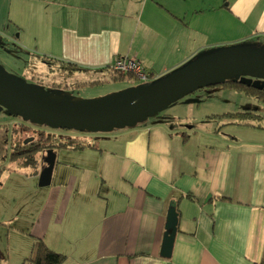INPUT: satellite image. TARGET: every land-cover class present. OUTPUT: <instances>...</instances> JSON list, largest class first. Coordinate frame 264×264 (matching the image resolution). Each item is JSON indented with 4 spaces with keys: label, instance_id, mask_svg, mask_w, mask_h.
Returning a JSON list of instances; mask_svg holds the SVG:
<instances>
[{
    "label": "crops",
    "instance_id": "crops-1",
    "mask_svg": "<svg viewBox=\"0 0 264 264\" xmlns=\"http://www.w3.org/2000/svg\"><path fill=\"white\" fill-rule=\"evenodd\" d=\"M7 4L11 21L21 23L19 39L33 56L73 63L88 73L110 72L117 59L132 56L146 68L150 81H156L208 55L212 47L231 43L244 47L264 39V0H9ZM115 84L121 86L105 98L135 87ZM182 110L158 119L148 117L111 135L123 150L118 157L111 155L117 163L105 162L101 168L104 180L96 196L101 197L106 186L111 195L107 192L96 206L99 211L81 225L71 224L66 216L77 195L76 179L70 185L65 177L72 175L71 170L57 156L53 177L60 164L62 178L37 210L32 236L61 253L60 240L70 242L73 250L64 253L63 264H264V142L194 141L200 131L183 127L193 124L183 120ZM173 201L179 222L173 253L167 258L161 248ZM53 223L59 227L53 229ZM74 231L87 246H75L69 234Z\"/></svg>",
    "mask_w": 264,
    "mask_h": 264
},
{
    "label": "rangeland",
    "instance_id": "rangeland-1",
    "mask_svg": "<svg viewBox=\"0 0 264 264\" xmlns=\"http://www.w3.org/2000/svg\"><path fill=\"white\" fill-rule=\"evenodd\" d=\"M8 2L9 0H0V66L8 74L19 77L26 85L32 86L40 93L64 101H78L75 99L76 97H83L84 99L105 98L107 94L121 86V84H115L114 81L109 80V82L104 81L102 84L93 86L73 87L71 85L67 89L53 87L52 81H63L65 75L67 77L65 81L74 83L75 80L88 81L99 77L105 80L107 77L111 79V73L79 72L73 77L71 69L68 67L38 60V56L36 54L33 56L31 49H26L24 41L19 39V26H21V23L18 25V23L11 21ZM15 17L16 14H14ZM15 34H18L16 35L17 39L13 36ZM248 44L252 47H248ZM243 46L236 43L218 45L212 47L213 51H209L208 54L240 48L264 50V39L258 42L256 38L255 42L246 43ZM51 67H54L53 71L50 70ZM64 68L65 71H63ZM34 71L40 72L39 76H41L42 85L28 81V75H31ZM247 77L252 78L253 84L257 87L264 83L263 76L251 75ZM240 79L242 80L243 77ZM140 83V81L136 80L130 84L137 86ZM183 108H185L186 112H184ZM246 109H249L250 112L254 110L257 114L264 115V102L258 97L246 95L237 88L216 84L197 89L183 96L166 108L161 109L158 113L149 116V119H154V117L158 119V116H163L164 113L181 112L182 110L183 120L189 119L190 123L193 124V126L190 125L192 127L189 129H187V126L183 127L187 131L193 128H197L200 131L199 135L194 137V141L199 139L205 144L218 143L219 145L228 143L227 139H233L231 143L234 142V139L239 142H264V118L244 119L240 117V119L235 117L230 119L224 115L226 112H243ZM230 121L255 126L260 125L262 128H243L238 126V124H229ZM19 122L46 129L58 137H64V140L68 137H74L85 141L89 145H95L93 148L84 149L63 148L58 151L57 155L59 162L65 163L68 169L71 170L72 175L65 177L70 181V185L74 184V176L76 179L74 191L77 195L70 200L66 216H70V222L73 221L71 222L73 225H81L88 221L90 214L94 217V213L99 211L96 206L103 203L102 197L106 196L107 192L108 195H111L108 186H106L101 190V197L96 196L100 184L104 180L103 176H100L102 174L101 168L105 162L109 165L117 163V159L112 158L111 155L118 157L123 150L117 147L116 138H111V135H115L121 128L115 127L110 131L99 130L93 132L88 130L81 131L76 128L47 127L36 125L31 120L11 114L6 107L0 106V125L13 127ZM129 126L133 125H128L127 127ZM122 145L123 143L120 144V147ZM58 166L54 173L53 182L48 186H40L39 176L42 174V164L38 167L21 166L17 162H11L9 157H0V264H23L26 259L32 256L35 242L38 239L32 236L36 228L37 210L41 207V203L47 196L50 187L61 181L62 176L59 173L61 166L60 164ZM95 177L99 178L95 179ZM64 205V201H61V206L64 207ZM56 226L59 227V224L55 225L53 223V229ZM62 226H60L61 229ZM78 233L77 231L70 232V238L75 243V246L78 243L83 248L87 244H83L82 239L78 241ZM89 240L92 242L94 238ZM60 241L61 243L58 247L63 250V253L73 250L70 242L65 239ZM49 242L51 245L53 244V241ZM94 246L95 244L91 247ZM94 254V249H92L91 255Z\"/></svg>",
    "mask_w": 264,
    "mask_h": 264
},
{
    "label": "water",
    "instance_id": "water-1",
    "mask_svg": "<svg viewBox=\"0 0 264 264\" xmlns=\"http://www.w3.org/2000/svg\"><path fill=\"white\" fill-rule=\"evenodd\" d=\"M251 75L264 77V50L229 49L203 56L159 80L140 83L111 97L78 102L57 100L40 93L0 66V106L39 125L110 131L135 125L183 96L227 79L243 77V82L250 85L252 78L247 76ZM259 87L264 88V83ZM56 159L57 153L48 150L41 186L51 184ZM178 222L179 212L173 201L167 214L161 248L163 257L172 256Z\"/></svg>",
    "mask_w": 264,
    "mask_h": 264
},
{
    "label": "trees",
    "instance_id": "trees-1",
    "mask_svg": "<svg viewBox=\"0 0 264 264\" xmlns=\"http://www.w3.org/2000/svg\"><path fill=\"white\" fill-rule=\"evenodd\" d=\"M38 60H41L43 62L45 61L41 57H38ZM47 62L49 64L57 63L59 65L68 67L69 69H71V74H73V77H75L76 74L82 71L79 68H76L77 65L73 63H65L64 61H57V60L53 62L49 59L47 60ZM53 69L54 67L50 68V70L52 71ZM111 69H112L110 71L111 81L125 82L128 83L129 85L130 83H134V81L136 80L139 82L137 76L132 72H121L114 69L113 66ZM63 71H65V68ZM39 74L40 72L38 71L32 72L31 75H28L29 76L28 81L30 80L29 81L30 83H35V84L38 83L42 85L43 83L41 80V76H39ZM64 78L67 79L66 75ZM65 79L63 81L60 80L58 82L55 80L52 81L53 87L67 89L71 85L73 87H78V86L82 87L87 85L93 86V85L102 84L104 81H106L102 79H95L88 81L75 80L74 83H68V81H65ZM216 84H220L225 87L237 88L239 91L244 92L246 95L258 97L260 100L264 102V88L257 87L256 85L253 84V82L252 84L248 85L247 82H243L241 79L239 80L227 79L223 82H218ZM132 86L135 85L132 84ZM224 115L226 117H229L230 119L235 117H239V118L241 117L244 119H249L254 117L264 118V115L257 114L254 110L250 112L249 109H246L243 112L241 111L226 112ZM229 124L255 126L252 124H245L236 121H230ZM43 126H47V125H43ZM255 127L262 128V126L260 125ZM63 138L64 137H58L56 134L49 132L46 129L37 128L29 124H24L22 122L15 124L13 127H10L9 125H0V157L1 158L9 157V160L11 162H17L21 166L38 167L39 165L44 163L48 150H52L57 153V151L63 148L73 147V148L84 149L86 147L95 146V145H89L85 141L78 140L74 137H68L65 138V140ZM220 198L225 199L224 197H220ZM66 257L67 256L64 253L53 250L48 246V244L43 239L38 238L35 242L34 252L32 256L26 259L25 263L23 264H63L66 260Z\"/></svg>",
    "mask_w": 264,
    "mask_h": 264
},
{
    "label": "built area",
    "instance_id": "built-area-1",
    "mask_svg": "<svg viewBox=\"0 0 264 264\" xmlns=\"http://www.w3.org/2000/svg\"><path fill=\"white\" fill-rule=\"evenodd\" d=\"M113 68L121 72L134 73L141 83L150 81L151 76L148 74L143 64L136 57L124 56L117 59Z\"/></svg>",
    "mask_w": 264,
    "mask_h": 264
},
{
    "label": "bare ground",
    "instance_id": "bare-ground-1",
    "mask_svg": "<svg viewBox=\"0 0 264 264\" xmlns=\"http://www.w3.org/2000/svg\"><path fill=\"white\" fill-rule=\"evenodd\" d=\"M49 97L54 98V97H52V96H49ZM55 99H57V98H55ZM60 100H62V99H60Z\"/></svg>",
    "mask_w": 264,
    "mask_h": 264
}]
</instances>
